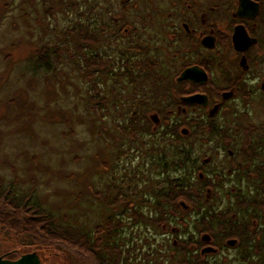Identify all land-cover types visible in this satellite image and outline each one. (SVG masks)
<instances>
[{
	"label": "rangeland",
	"instance_id": "1",
	"mask_svg": "<svg viewBox=\"0 0 264 264\" xmlns=\"http://www.w3.org/2000/svg\"><path fill=\"white\" fill-rule=\"evenodd\" d=\"M5 2L8 5L0 8V179L7 185L17 183V189L22 194L33 193L57 218L69 214L71 224L77 227L83 225L93 232L109 213L115 218L126 215L125 210L111 209L103 195L97 192L102 190L105 194L112 180H116L119 187L126 182L135 188L139 182L142 185V179L163 175V167L158 165L159 156L149 150L159 145L157 134L171 119L153 120L158 114L151 112L149 117L155 132L146 134L142 140L144 143L138 142L136 146L123 142L112 145L111 140L106 141L98 133L100 125L92 121L94 110L89 100L90 95L99 98L102 93L94 86V80L86 76L84 67L77 66L72 54L61 47L60 40H64L61 33L67 27L77 26L78 21L112 27L117 21L124 24L123 33L118 37L119 45L92 48V53L98 51L105 57L123 55L122 49L129 46V40L137 39L144 43V47L149 46V53L164 61L166 68L175 69V72L178 70L176 74H179L184 61L181 56L177 58L175 55L171 56V60L168 49L165 28L168 3L166 0H78L77 7L68 8L66 5L63 9L56 0H0V4ZM147 6L153 12L149 19ZM47 42L57 44L59 49L52 44L47 51L51 66L37 67L36 57L42 54V50L45 51L42 48ZM72 52L79 55L76 49ZM128 53L135 58L144 55V51L139 50ZM110 79L107 82L113 81ZM97 82L99 87L106 88L105 82ZM182 85L189 88L190 83ZM186 105L182 104L176 111L177 115L171 117L182 120L199 115L195 108ZM183 106L188 108L184 115L180 113ZM260 107L262 105L255 102L253 118L256 122L264 120V109ZM248 132L256 134L255 131ZM231 133L236 138H245V145H248L249 135L229 130ZM103 135L108 139L107 131ZM152 139H156V144H152ZM211 140L194 142L191 150L196 161L188 164L193 171L190 181L185 184H197L201 188L205 182L209 183L206 188L211 186L213 191L204 190V195L208 196L201 204L207 209L234 207L236 201L244 199L238 197L240 188L245 191L249 182L253 187L259 186L255 180L246 177L238 180L237 172L242 168L243 159L237 156V160L235 152L228 150L229 146L222 136H211ZM184 171L167 172L181 178ZM216 173L220 174L219 178ZM207 177L213 178L214 186L207 181ZM253 196L259 198L257 196L261 195ZM183 200L189 206H181L183 216L171 217V225L154 230L144 223H131L132 217H124L130 222V227L125 226L122 234L131 235L136 231L131 236L139 242L145 241L144 236L149 235L156 236L157 241L167 236L175 238V231L180 237H189L192 232L201 237L206 232L198 233L194 221L199 218L202 209L194 207L189 198ZM0 207L7 212L10 210L6 204H0ZM142 207L146 213L148 208L146 205ZM256 212L261 213V209ZM12 226L0 223V252L6 256L7 250L15 248L28 253L34 251L31 250L33 247L26 245L28 239L24 230L17 231ZM240 243L231 246L225 241L220 255L206 254L202 257H208L210 264H240ZM145 248H149L147 244L139 251ZM38 252L43 264H81L73 261L67 253L53 248ZM163 261V264H174L169 256Z\"/></svg>",
	"mask_w": 264,
	"mask_h": 264
},
{
	"label": "trees",
	"instance_id": "2",
	"mask_svg": "<svg viewBox=\"0 0 264 264\" xmlns=\"http://www.w3.org/2000/svg\"><path fill=\"white\" fill-rule=\"evenodd\" d=\"M56 1L63 9L66 5L68 8L79 5L78 0ZM4 5L8 3L0 4V8ZM123 9L126 11L125 5ZM82 15L84 16V13ZM123 28L124 24H118L117 21L113 27L104 24L93 26L89 22L78 21L77 26H70L62 31L64 40H60V45L72 54L77 66L84 67L86 76L89 75L94 80V86L102 93L99 98L90 95L89 100L90 107L94 110L92 121L100 125L98 133L106 141L111 140L112 145L123 142L136 146L138 142L144 143L142 140L146 134L155 132L149 117L151 112H157L160 121L171 119L157 134L159 145H154L149 150L153 155L159 156L158 165L163 167V175L142 179V185L140 186L139 182L135 188L126 182H122L119 187V183L112 180L105 194H102V190L97 192L103 195L105 203L107 202L111 209L125 210L126 215L115 218L109 213L102 223L95 226L93 232L83 225L77 227L71 224L69 214L57 218L33 193L22 194L17 189V183L11 182L7 185L0 179V204H6L10 208L7 212L0 207V223L11 224L15 230L22 228L27 234L26 245L33 247L31 250L38 252L53 248L67 253L73 261L81 264H163L166 256H169L174 264H209L191 249V244H198L200 240L196 232L185 238L175 231V238L167 236L161 241H157L156 236L149 235L144 236L145 241L140 242L131 236L135 235L136 231L131 235L122 234L125 226L130 227V222L124 217H132L131 223H144L154 230L161 229L163 225H171V217L183 216V198H189L194 207L202 209L199 218L194 221V228L198 233L205 231L223 239L231 236L243 238L249 226L248 222L238 223V220L232 218L231 209H207L208 207L201 205L206 202L204 190L209 183L202 184L201 189H198L197 184H185L190 181L193 171L188 164L196 161L191 150L194 148V142L212 141L211 136L217 134L224 139L232 137L227 128L216 126L213 121L207 122L200 114L184 117L182 120H174L175 117H171L177 115L176 111L180 109V105H186L179 96L190 92H186V87L182 85L184 83L176 82L177 70L175 72V69L172 71L170 67L166 68L165 62L151 55L150 47H144V43L137 39L129 40V46L122 49L123 55L105 57L98 51L92 53V48L118 46V37L123 33ZM52 44L59 49L57 44ZM52 44L47 42L42 48L44 52L41 49L42 54L36 57L37 67L51 66L47 51ZM73 49H76L79 55L72 52ZM137 50L144 51V55L135 58V55L128 53ZM33 60L34 58L31 59ZM109 78L113 81L107 82ZM97 81L105 82L103 84L106 88L99 87ZM173 105L174 108L177 106L176 110L172 108ZM180 113L184 115L182 110ZM184 126H188V134L182 133ZM105 131L108 133V139L103 135ZM155 140L152 139V144H156ZM180 169L185 170L181 178L173 177L171 172H167ZM216 176L219 178L220 174L216 173ZM207 179L214 186L213 178ZM195 190L197 193H194ZM142 205L148 208L146 213L142 211ZM144 242L149 248L140 252ZM5 253L7 258L16 259L28 251L15 248ZM3 254L4 252H0V255ZM247 257L248 254L243 255L244 259H248ZM248 260L253 264L258 261L255 258Z\"/></svg>",
	"mask_w": 264,
	"mask_h": 264
},
{
	"label": "flooded vegetation",
	"instance_id": "3",
	"mask_svg": "<svg viewBox=\"0 0 264 264\" xmlns=\"http://www.w3.org/2000/svg\"><path fill=\"white\" fill-rule=\"evenodd\" d=\"M166 1L165 28L170 59L175 55L177 58L181 56L184 61V67L176 75V82H179L177 78L184 69L194 65L203 68L208 77L205 83L192 80L179 82L195 87L189 85L186 89L190 92L181 96L195 93L207 95L206 106L185 102L186 106L195 108L207 122L213 121L216 126L250 136L248 145H245V138H236L233 133L232 138L224 141L229 146L228 150L235 152V157L243 159L242 168L237 172L238 180L246 177L255 180L259 186L253 187L249 182L245 191L239 189L238 197L244 199H237L234 207H227L238 223H249L243 238L231 236L223 239L206 232L198 237V244H191V249L209 262L208 257L202 256L221 253L225 241L235 246L241 240L240 264H253L248 260L252 258L258 260L255 264H264V120L256 122L253 118L255 102H259L262 105L260 108L264 109V0ZM152 13L147 6L148 19ZM239 34L241 41L237 46L234 36ZM183 107L184 114L188 108ZM252 129L257 130L255 135L258 136L248 132ZM205 190L213 191V188L209 186ZM253 195L261 196L256 198ZM182 202L183 208H188L189 205ZM258 208L261 213L256 212ZM209 246L215 250L204 252ZM244 254H248V259L243 258Z\"/></svg>",
	"mask_w": 264,
	"mask_h": 264
},
{
	"label": "water",
	"instance_id": "4",
	"mask_svg": "<svg viewBox=\"0 0 264 264\" xmlns=\"http://www.w3.org/2000/svg\"><path fill=\"white\" fill-rule=\"evenodd\" d=\"M242 10L245 11V9L243 8ZM235 38V42L236 45H240V41H241V35H236L234 36ZM177 80L179 82H183V81H187V80H192V81H196L198 83H205L208 80L207 74L205 72V70L197 65L194 66H190L186 69H184L181 74L179 75V77L177 78ZM181 100L183 102H186L188 104H200V105H207V95L205 94H201V93H195V94H191V95H186V96H181ZM153 120L158 121L159 118L157 115H155L153 117ZM183 134H188V129L187 128H183L182 130ZM181 204H184V202H181ZM205 239H208V237H206ZM207 249V250H206ZM206 249H204L205 251H214L215 249L211 246L207 247ZM0 264H43L40 255L38 254V252L33 251V252H29L26 254L21 255L19 258L16 259H10L7 258L5 255H0Z\"/></svg>",
	"mask_w": 264,
	"mask_h": 264
}]
</instances>
